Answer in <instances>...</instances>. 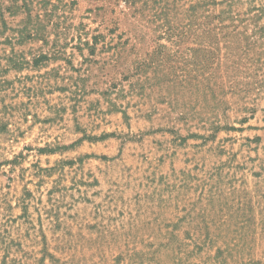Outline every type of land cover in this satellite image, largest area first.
<instances>
[{
    "label": "rangeland",
    "instance_id": "obj_1",
    "mask_svg": "<svg viewBox=\"0 0 264 264\" xmlns=\"http://www.w3.org/2000/svg\"><path fill=\"white\" fill-rule=\"evenodd\" d=\"M167 2L0 0V264H264V0Z\"/></svg>",
    "mask_w": 264,
    "mask_h": 264
},
{
    "label": "trees",
    "instance_id": "obj_2",
    "mask_svg": "<svg viewBox=\"0 0 264 264\" xmlns=\"http://www.w3.org/2000/svg\"><path fill=\"white\" fill-rule=\"evenodd\" d=\"M28 1V0H27ZM135 0H126L127 3H133ZM161 1H163V4L160 5ZM155 2H159V6H157V8L155 9V18H157V16L161 15L162 16V24L166 25V28L164 30V33L166 34L167 29H171L170 25H168L166 22H168V14L169 12L173 9L171 3L167 2V0H155ZM15 5V6H14ZM199 5V4H197ZM12 6L17 7V4H13ZM24 7H26V4H23ZM159 8V10H157ZM191 9H194V7H192ZM160 21V20H159ZM97 36H94L93 40L94 42L96 41Z\"/></svg>",
    "mask_w": 264,
    "mask_h": 264
}]
</instances>
